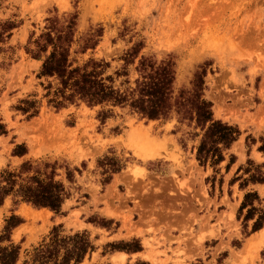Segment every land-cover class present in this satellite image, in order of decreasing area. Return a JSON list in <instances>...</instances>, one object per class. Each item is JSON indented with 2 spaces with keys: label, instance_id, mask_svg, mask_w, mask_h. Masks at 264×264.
<instances>
[{
  "label": "rangeland",
  "instance_id": "obj_1",
  "mask_svg": "<svg viewBox=\"0 0 264 264\" xmlns=\"http://www.w3.org/2000/svg\"><path fill=\"white\" fill-rule=\"evenodd\" d=\"M73 14L71 53L79 64L104 60L106 75L112 76L126 67L133 82L140 56L171 58L176 89L189 87L193 74L206 69L205 98L214 118L240 131L229 151L236 161L228 173V156L219 173L198 165L192 151L196 142L187 139V129L174 116L149 121L127 108L79 103L56 110L47 104L40 85L46 81L36 78L41 62L24 49L47 18ZM3 23L15 28L0 42V125L7 131L0 135V174L18 172L24 162L45 173L55 169V179L70 193L61 213L47 216V209L32 211L28 204L10 213L22 203L5 198L0 235L12 215L22 225L0 246L20 247L17 264L30 261L58 225L61 235L89 233L95 250L82 264H218L224 253L221 264H264V239H256L264 227L245 236L252 221L243 229V216L237 219L244 193L256 190L264 199V186H229L248 158L264 163L257 151L264 137V0H0ZM94 34H100L96 47L80 54L84 39ZM139 44L134 64L125 65V53ZM22 100L38 102L36 117L28 120L16 110ZM18 145L27 149L20 159L12 155ZM106 158L122 169L103 184L99 165ZM67 170L73 183L66 179ZM253 238L255 245L248 246ZM134 241L142 248L136 255L106 247Z\"/></svg>",
  "mask_w": 264,
  "mask_h": 264
},
{
  "label": "trees",
  "instance_id": "obj_2",
  "mask_svg": "<svg viewBox=\"0 0 264 264\" xmlns=\"http://www.w3.org/2000/svg\"><path fill=\"white\" fill-rule=\"evenodd\" d=\"M76 21V14L63 19L47 18L43 31L37 37L31 34L24 49L31 59L41 62L36 78L46 81V84L40 85L45 91L43 97L47 99L49 106L60 110L69 105L83 103L88 108H127L149 121L167 120L174 116L178 125L187 129V139L196 142L192 151L198 165L203 168L210 167L214 173H219L218 166L228 156L224 169L225 173L229 172L236 161V157L229 151L238 140L240 131L236 126L214 118L212 104L205 98V68L193 74L189 87L180 89L175 88V63L171 58L157 61L153 56H140L135 66L137 77L133 82L128 78L126 67L115 72V76L106 75L109 64L104 60L90 58L79 64L72 55ZM13 28L15 26L12 23L0 25V42ZM8 36L9 34L6 37ZM99 37L100 34L86 37L79 53L84 54L88 49H94ZM141 47L139 44L125 53V65L134 64ZM121 77L125 79L116 87L114 84ZM20 104L16 110L26 115L28 120L37 116L39 105L36 100H22ZM106 113H110V110ZM6 134L5 127L0 125V135ZM252 141L255 143V140ZM259 142L257 151L264 155V137H260ZM26 153L24 145H18L12 151V155L18 157ZM99 166L104 176L103 184H107L111 175L122 169L112 158H106ZM44 167H49V164H44ZM55 176V169L50 173L41 172L29 162L22 163L18 172L3 171L0 174V206L6 197L11 196L14 205L25 203L35 209L46 208L56 215L60 214L62 205L70 197V193ZM66 179L69 183L74 182V175L69 170L66 172ZM237 182L240 190H245L250 185H264V163H256L248 158L244 165L237 168L229 186ZM263 201L256 190L244 193L237 211V219L243 216V229H247L248 223L252 221L250 230L244 231L245 236L263 227ZM21 223L16 216H10L0 235V243L4 240L10 242L11 231ZM88 223L95 224L93 220H88ZM95 225L108 228L104 223ZM61 228V225L53 227L49 242L35 248L30 261H24L23 264H82L85 257L94 252L95 248L87 231L61 235ZM106 247L111 251L126 253L142 250L138 241L107 244ZM19 254L18 245L9 243L0 246V264H17ZM225 257L224 253L218 264H221ZM198 264H202L200 260Z\"/></svg>",
  "mask_w": 264,
  "mask_h": 264
},
{
  "label": "crops",
  "instance_id": "obj_3",
  "mask_svg": "<svg viewBox=\"0 0 264 264\" xmlns=\"http://www.w3.org/2000/svg\"><path fill=\"white\" fill-rule=\"evenodd\" d=\"M15 158H17V159H20L21 157H17V156H14ZM22 157H24V156H22ZM254 186H264V185H254ZM23 204H25V203H22V204H20L19 206H18V208L16 209V210H14V212H10V213H14V214H18L19 213V211L21 210V206L23 205ZM30 206V205H29ZM4 208H5V205H2L1 207H0V214L4 211ZM30 209L32 210V211H36V210H39V209H34V208H32L31 206H30ZM41 209H46V208H41ZM48 210V209H47ZM49 212H47V211H43L44 213V215H49V214H52V215H54L53 214V212H51L50 210H48ZM36 212H38V211H36ZM87 224H89V223H87ZM20 225H22V224H20ZM263 227H264V225H263ZM262 227V228H263ZM261 228V229H262ZM260 229V230H261ZM259 230V231H260ZM258 232V231H257ZM256 233V232H255ZM252 235V234H251ZM140 252H138V253H135V254H133V255H136V254H139Z\"/></svg>",
  "mask_w": 264,
  "mask_h": 264
},
{
  "label": "bare ground",
  "instance_id": "obj_4",
  "mask_svg": "<svg viewBox=\"0 0 264 264\" xmlns=\"http://www.w3.org/2000/svg\"><path fill=\"white\" fill-rule=\"evenodd\" d=\"M256 239H257V240L264 239V230L260 233L259 237H257ZM257 240H254V238L251 239V240H249L248 246H253V245H255V243H256Z\"/></svg>",
  "mask_w": 264,
  "mask_h": 264
}]
</instances>
